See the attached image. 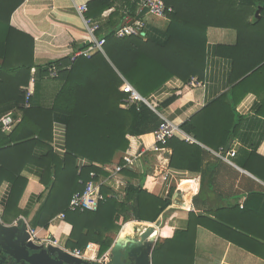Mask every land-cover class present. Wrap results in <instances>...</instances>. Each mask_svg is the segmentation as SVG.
Returning <instances> with one entry per match:
<instances>
[{"label":"trees","instance_id":"trees-1","mask_svg":"<svg viewBox=\"0 0 264 264\" xmlns=\"http://www.w3.org/2000/svg\"><path fill=\"white\" fill-rule=\"evenodd\" d=\"M87 1L89 18L101 20L104 12L112 10L106 27L97 32L105 38L103 51L80 55L75 60L66 57L42 68L48 73L49 68L55 67L57 77L63 80L53 106L43 108L25 105L27 92L31 91V70L36 65L33 39L10 26L11 14L20 0H0V106L13 103L23 113L10 135L0 124V184L3 181L12 184L2 215L10 223L22 212L19 203L28 182L23 170L30 164L39 167L41 182L47 190L39 199L31 226L48 229L51 221L64 212L65 221L72 227L64 246L85 249L89 243H96L102 256L112 247V235L120 231L123 223L156 222L171 204V198H159L141 185L129 183L123 195L107 199L97 210L68 209L74 194L82 191L90 180L91 172L107 174L103 166L112 164L119 153L126 152L132 138L156 132L162 122L147 103L122 107L131 94L127 91L128 84L146 98L175 76L185 82L196 76L203 79L208 29H235L237 44L218 48L221 55L233 60L232 88L181 126L199 142L223 151L239 135L246 117L242 106L249 95L259 100L256 113L264 117V0H162L174 9L168 16L170 24L164 39L115 35L126 17L137 16L141 0ZM171 101L172 98L157 105V109ZM58 119L66 125L64 158L52 146ZM168 145L172 149L171 168L202 171L207 152L203 147L176 136ZM37 148L45 149L46 154L36 157ZM78 156L92 164L79 168ZM244 168L264 181V157L257 152L249 155ZM110 191L103 188L105 194ZM253 210L245 207L242 219L248 221ZM197 224L226 239H230L228 232L236 233L235 240L251 252L253 249L246 241L254 243L255 235L261 238L246 226L237 225L236 232L226 223L206 217H198ZM143 227L142 231L147 225ZM195 233V225H190L187 230L159 239L152 252L153 264H194Z\"/></svg>","mask_w":264,"mask_h":264},{"label":"crops","instance_id":"crops-1","mask_svg":"<svg viewBox=\"0 0 264 264\" xmlns=\"http://www.w3.org/2000/svg\"><path fill=\"white\" fill-rule=\"evenodd\" d=\"M83 3L88 5L87 0H20V4L12 12L10 26L30 36L34 41L36 67L31 70L29 80L31 86L29 92H32L29 106L51 108L63 86V80L60 77H50L49 71L45 73L42 68L66 57L72 58L74 53L93 45L92 35L84 20V16L88 17L87 13L83 15L77 8ZM111 13L112 10L104 12L101 20H98L101 21V28L106 27ZM140 18L145 20L146 37L164 39L170 24L168 17L162 18L146 13ZM207 36V62L204 77L203 79L193 77L200 80L201 84L196 87L190 86V81L185 82L175 76L146 97L149 106L161 119L166 118L176 126V137L196 143L207 151L203 156L202 171L171 168L172 149L170 147V153L166 154H159L150 149L155 143L154 132L132 138L130 148L126 152L119 153L112 164L103 166V170L132 161L135 167L133 171L130 170L132 173L127 174L126 170L123 171L127 185L129 183L141 185L159 198H171V204L157 220L161 222V226L157 232L155 244L159 239H166L173 236L176 231H184L190 225H195L194 264H264V225H262L264 224V181L244 168L252 152H257L264 157V117L256 113L260 105L259 100L249 95L243 102L242 108L246 117L238 137L233 140L231 146V149L236 151L234 157L228 156L224 150L216 151L206 146L181 129L183 123L233 86L231 81L233 60L221 55L218 48L221 45H236L237 31L233 28L210 27ZM96 37L101 38L97 33ZM96 51L93 50V53ZM32 78L36 79L35 82L31 81ZM171 98L172 101L168 106L157 109V105ZM22 117V111H19L15 104L0 106V124L7 135L11 134ZM53 130L54 152L64 158L67 153L64 121L58 119ZM45 154L46 150L43 148L35 150V156L38 158ZM226 156L228 159H225ZM91 164L92 162L84 157H77L79 168ZM41 172V169L33 164L23 170V175L28 182L19 203L22 212L10 223H6L2 215L12 184L8 181L0 184V218L4 224L17 225L18 221L23 220L24 224L31 225L40 206L39 199L46 194L47 190L41 182ZM181 200L184 205L180 206ZM245 207L246 209L254 208L248 221L241 216ZM198 217L226 223L236 232L237 225L246 226L261 238L255 235L254 243L246 241L253 249L251 252L235 240L236 233L235 235L228 232L230 239H226L205 226L197 224ZM130 222L138 226L151 223L138 220L128 223ZM71 228L66 221L55 220L50 223L48 229H41L44 235L62 239L69 236Z\"/></svg>","mask_w":264,"mask_h":264},{"label":"built area","instance_id":"built-area-1","mask_svg":"<svg viewBox=\"0 0 264 264\" xmlns=\"http://www.w3.org/2000/svg\"><path fill=\"white\" fill-rule=\"evenodd\" d=\"M144 7H147V14H151L154 16L167 18L170 13L174 11L172 6H167L162 0H141L139 3L138 12L143 10ZM79 12L85 15L89 7L86 3L80 4L77 6ZM84 20L87 23L90 33L92 35L93 45L79 50L77 53H74L72 58H76L80 55L90 56L93 53V50H101L103 51V45L105 43V38H97L96 33L101 29V21L89 18L84 16ZM145 20L142 18H137L128 16L123 23L116 28L115 35L118 37H124L127 35H140L142 37H146L145 34ZM50 77H57L58 71L55 67H51L48 69ZM35 78H32L31 81L35 82ZM201 84V81L197 78H193L190 80V86H198ZM127 91L131 92L130 96L123 102V107L128 108L133 104H139L140 102H144L148 104V101L145 97H143L133 86L128 84ZM32 96V92H28L26 107H30L29 100ZM150 105V104H148ZM176 126L170 122L168 119H162V122L155 134V143L150 147V149L159 154L170 153L169 148V140L176 135ZM228 156L234 157L236 155V151L230 149L227 152ZM225 159H228L226 156ZM229 162H231L229 160ZM232 163V162H231ZM135 167L130 161L127 164H117L114 167H107L105 169L107 174L97 173L95 171L90 173V180L87 181L85 187L82 191H78L72 197L68 209L71 211H94L97 210L99 205L102 202H105L109 198H116L118 195H123L124 191L127 187V182L125 181V176L123 174L124 170H134ZM166 179V176H164ZM106 187L111 191L107 194L103 193V188ZM179 205H184L183 200L179 203ZM66 214L60 213L57 215L52 222L55 220L65 221ZM128 224V223H127ZM149 226L154 227V233L157 236V232L161 226L160 221L148 223ZM43 229L34 228L30 224H26V232L29 235L28 241L33 242L36 245L49 247L55 246L60 247L65 252L70 253L72 256L76 258H80L83 260L94 261L102 264H107V262L111 259V249L104 253L102 256L99 255V246L96 243H89L85 249H69L61 244L60 240L55 239L51 235H44ZM101 257V258H99Z\"/></svg>","mask_w":264,"mask_h":264},{"label":"water","instance_id":"water-1","mask_svg":"<svg viewBox=\"0 0 264 264\" xmlns=\"http://www.w3.org/2000/svg\"><path fill=\"white\" fill-rule=\"evenodd\" d=\"M147 10L144 7L137 18L144 16ZM232 143L233 140L227 144L226 153ZM154 231V227L147 225L144 231H138L139 238H135L123 230L111 248L109 264H153L152 252L157 239ZM28 238L23 220L17 225H6L0 218V264H102L76 258L60 247L36 245Z\"/></svg>","mask_w":264,"mask_h":264},{"label":"rangeland","instance_id":"rangeland-1","mask_svg":"<svg viewBox=\"0 0 264 264\" xmlns=\"http://www.w3.org/2000/svg\"><path fill=\"white\" fill-rule=\"evenodd\" d=\"M51 223H52V221H51ZM128 222H126V223H123L122 224V227H121V229H120V231L119 232H117V233H114L113 235H112V237L114 238V243H113V245L115 244V242L117 241V239L119 238V236H120V234H121V232L124 230V231H126L127 233H130L133 237H135V238H139V236H138V231L139 232H141L142 231V228H144L143 226H138V224H135V223H133V222H130V225L129 226H126V224H127ZM132 223V224H131ZM129 229V230H127V228ZM137 233V234H136ZM135 234H136V236H135ZM54 238L55 239H58V240H60V242H61V244L62 245H65V241H66V238H63L62 237V239H59V238H57V237H55L54 236ZM98 245V244H97ZM113 245H112V247H113ZM99 246V245H98ZM111 247V248H112ZM110 248V249H111ZM99 258H101V257H99ZM111 260V259H110ZM110 260L107 262V264H109L110 263Z\"/></svg>","mask_w":264,"mask_h":264},{"label":"bare ground","instance_id":"bare-ground-1","mask_svg":"<svg viewBox=\"0 0 264 264\" xmlns=\"http://www.w3.org/2000/svg\"><path fill=\"white\" fill-rule=\"evenodd\" d=\"M128 224H130V223H128ZM128 224H126V226H127Z\"/></svg>","mask_w":264,"mask_h":264}]
</instances>
